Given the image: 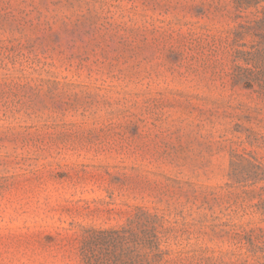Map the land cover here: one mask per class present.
I'll use <instances>...</instances> for the list:
<instances>
[{
	"label": "rangeland",
	"instance_id": "374dc122",
	"mask_svg": "<svg viewBox=\"0 0 264 264\" xmlns=\"http://www.w3.org/2000/svg\"><path fill=\"white\" fill-rule=\"evenodd\" d=\"M131 225L264 264V0H0V264Z\"/></svg>",
	"mask_w": 264,
	"mask_h": 264
},
{
	"label": "trees",
	"instance_id": "16d2710c",
	"mask_svg": "<svg viewBox=\"0 0 264 264\" xmlns=\"http://www.w3.org/2000/svg\"><path fill=\"white\" fill-rule=\"evenodd\" d=\"M85 232L83 264H160L161 239L154 227H91Z\"/></svg>",
	"mask_w": 264,
	"mask_h": 264
}]
</instances>
